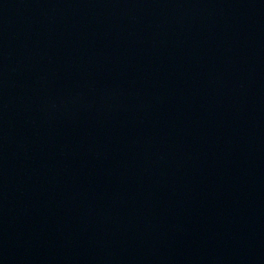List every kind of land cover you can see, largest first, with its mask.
<instances>
[{
  "label": "water",
  "instance_id": "95a60500",
  "mask_svg": "<svg viewBox=\"0 0 264 264\" xmlns=\"http://www.w3.org/2000/svg\"><path fill=\"white\" fill-rule=\"evenodd\" d=\"M0 264H264V0H0Z\"/></svg>",
  "mask_w": 264,
  "mask_h": 264
}]
</instances>
